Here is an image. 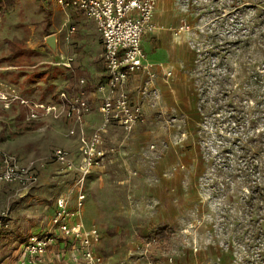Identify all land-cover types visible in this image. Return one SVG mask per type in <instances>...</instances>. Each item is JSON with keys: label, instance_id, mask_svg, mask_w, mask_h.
Wrapping results in <instances>:
<instances>
[{"label": "rangeland", "instance_id": "374dc122", "mask_svg": "<svg viewBox=\"0 0 264 264\" xmlns=\"http://www.w3.org/2000/svg\"><path fill=\"white\" fill-rule=\"evenodd\" d=\"M232 1L164 0L156 10L155 30L142 44L150 60L171 70L170 96L148 106V119L135 132L112 129L103 146L113 153L83 182L84 219L100 227L104 264H264V203L250 206L248 169L233 155L240 139L264 131V40L257 34L264 0ZM58 9L53 0H17L0 13V67L25 66L0 78L33 100L54 101L58 89L78 78L93 91L102 78L92 24L70 9L79 23L62 45ZM48 34L74 60L67 75L47 63L58 59L44 44ZM40 61L47 62L28 68ZM22 120L17 108H0V150L44 166L29 189L0 186V255L45 228L54 200L76 179L59 169L53 150L65 148L77 163V136L66 137L60 121L28 129ZM162 226L172 228L170 244L146 259L136 246Z\"/></svg>", "mask_w": 264, "mask_h": 264}, {"label": "built area", "instance_id": "2783aa9c", "mask_svg": "<svg viewBox=\"0 0 264 264\" xmlns=\"http://www.w3.org/2000/svg\"><path fill=\"white\" fill-rule=\"evenodd\" d=\"M162 0H53L64 12L70 9L82 13L93 22L99 33L104 63V79L96 87L99 96L98 110L100 123L86 135L81 128L91 106L86 93V80L78 78L73 86L60 89L57 101H36L22 94L20 88L0 79V108H17L24 122L44 119H64L80 126L78 132L79 160L76 163L72 153L64 148H55L53 158L64 173L76 175L74 185L55 199V209L50 217L51 230L31 233L22 242L18 264H48L46 254L49 247L60 239L72 245L68 264H104L98 251L101 240L100 227L83 220L86 195L83 189L85 177L99 168L105 158L113 153L103 146L110 128H119L129 134L144 125L148 119L146 106L157 107L161 94L157 80L167 82L172 72L161 62H150L142 48V38L155 30L154 12ZM64 40L68 43L76 31L74 25L64 24ZM57 38V35H56ZM57 55V39L56 53ZM73 59L61 56L50 62L72 71ZM11 67H6L10 69ZM143 75L144 79L135 88L128 87L129 78ZM175 121L171 117L166 122ZM76 134L70 128L67 135ZM150 147H153L151 145ZM44 164L35 160L20 161L14 155L0 150V185L13 184L26 190L38 182V172ZM5 216V215H4ZM155 239L146 238L136 246V251L146 259L151 253H159L154 248ZM60 259V255L57 254ZM171 263L172 258L168 257ZM151 264V262H148Z\"/></svg>", "mask_w": 264, "mask_h": 264}, {"label": "crops", "instance_id": "0c3cea01", "mask_svg": "<svg viewBox=\"0 0 264 264\" xmlns=\"http://www.w3.org/2000/svg\"><path fill=\"white\" fill-rule=\"evenodd\" d=\"M164 0H162L161 2H159V4L157 5V7H156V10H157V8H158V6L163 2ZM58 10H60L61 12H62V14H63V16H64V21H63V23H62V27L64 26V24H67V25H74L75 26V28H76V26H78V23L79 22H76L74 19H73V16H72V14L73 13H70L71 11L70 10H67V11H63V10H61L60 8L58 9ZM156 10H155V12H154V22H155V13H156ZM85 21H87V22H90L91 24H92V26H93V30H94V32L96 33V35H97V37H98V39H99V46H100V60H101V62H102V67H103V71H102V78H101V81L104 79V77H105V72H104V63H103V59H102V45H101V39H100V36H99V33L96 31V29H95V26H94V24H93V22L92 21H90V20H88V19H86L85 18ZM152 33V32H151ZM149 34V33H148ZM148 34H145L144 36H143V38L146 36V35H148ZM49 35V34H48ZM143 38H142V40H143ZM57 55H58V59H51V60H48V62L47 61H40L39 63H37V64H34V65H32V66H29L28 68H30V69H35L36 68V66L37 65H39L40 63H49V64H51L50 62H54V61H57V60H59L60 58H61V56H69V55H66V54H64L62 51H61V49H60V44L58 43V36H57ZM70 41V40H69ZM70 43V42H69ZM67 42L65 43L64 42V37H63V44L62 45H66L67 46ZM142 48H143V44H142ZM144 50V49H143ZM145 52V51H144ZM146 54V53H145ZM71 57V56H70ZM146 58H147V60L148 61H150V62H161V63H165L164 61H161V60H150L149 59V57H148V55L146 54ZM73 59V58H72ZM73 63H74V60H73V62H72V65H73ZM167 68H169L168 67V65H166V64H164ZM51 66L53 67V68H63L64 70H65V74L67 75V74H69V72H68V69H66V68H64V67H62V66H54V65H52L51 64ZM6 67H8V66H2V67H0V73H7V72H11V71H18V69H19V67H25V66H9V67H11L10 69H6ZM41 69H43V68H41ZM20 71V70H19ZM43 71V70H42ZM41 73V72H40ZM24 77V76H23ZM0 79H2V78H0ZM144 79V77H143V75H137V76H134V77H130L129 78V82H128V87L130 88V89H135L140 83H141V81ZM2 80H4V81H7L6 79H2ZM100 81V82H101ZM7 82H10V80H8ZM13 83V82H12ZM37 84H39V85H43L44 84V81L43 80H41V81H39V82H36ZM15 84V83H14ZM19 88H20V90H21V92H22V94L24 95V93H25V91H24V89L20 86V85H18V84H16ZM68 87V86H67ZM157 87H158V90L160 91V94H161V97H160V100H159V103H158V106L160 105V104H162V102H164L165 101V99H167L169 96H170V94H169V87H170V79H168V81L167 82H165V81H162V80H160V79H158L157 80ZM85 89H86V93H87V95H88V98H89V102H90V106H91V109H90V112L85 116V118H84V123H83V125L81 126V128L83 129V131H84V133L86 134V135H88L95 127L94 126H92V124H94L95 123V125L97 126L99 123H100V121H101V114L99 113V110H98V105H99V96H98V94H96V89H94L93 91H91L90 90V86L88 85V83H86V87H85ZM60 89H58L57 90V92H56V99L54 100V101H45V102H55V101H57V93H58V91H59ZM25 96H26V94H25ZM26 97H28V98H30L29 96H26ZM32 99V98H31ZM36 101H39V100H36ZM157 106V107H158ZM155 108V107H154ZM151 111V109L150 108H148V106H146V113H147V117L149 116V112ZM20 114V113H19ZM53 121H60V122H62L64 125H65V127H66V130H67V132L66 133H68V130L70 129V128H75L76 129V136H78V130H79V128H80V126H78V125H75L73 122H70V121H68V120H64V119H58V120H53V119H44V120H42V121H33V122H35V123H41V122H53ZM22 122L23 123H28V122H24L23 120H22ZM94 127V128H93ZM112 129H114V128H110L109 130H108V132L106 133V135L105 136H107L108 134H109V132L112 130ZM115 129H119V128H115ZM90 130V131H89ZM120 130V129H119ZM88 131H89V133H88ZM136 131V130H135ZM135 131H133V132H135ZM67 135V134H66ZM66 137H71V136H66ZM77 144H78V139H77ZM65 149V148H64ZM41 171H42V168L39 170V172H38V178H39V176H40V174H41ZM69 174H73V173H69ZM3 185H11V186H16V185H13V184H3ZM1 186V185H0ZM68 191V190H67ZM65 193V192H64ZM64 193H62V194H64ZM85 205V204H84ZM54 209H55V200H54V203H53V205H52V213H51V215L53 214V212H54ZM83 213H84V209H83ZM83 220H84V222L86 223V224H89V223H92V222H94L93 220H91V221H87V220H85L84 219V214H83ZM95 223V222H94ZM97 224V223H96ZM52 226H51V222H50V219H49V221H48V223L46 224V226H45V228H43V229H36L35 231H33V232H31V233H43V232H48V231H50L52 228H51ZM30 233V234H31ZM28 237V236H27ZM26 237V238H27ZM21 245H22V243L19 245V247H18V249H16L15 251H13L12 252V254L11 255H7V254H4V255H0V264H18V260H19V258H20V253H21ZM71 247H72V245L70 244V242L68 241H63V240H59L58 242H56L55 244H52L50 247H49V249H48V252H47V254H46V256H45V258H46V261L48 262V264H68V260H69V258H70V256H71V254L73 253V251H72V249H71ZM98 251H99V245H98ZM9 252V251H8ZM57 254L58 255H60V259H58L57 258Z\"/></svg>", "mask_w": 264, "mask_h": 264}, {"label": "trees", "instance_id": "16d2710c", "mask_svg": "<svg viewBox=\"0 0 264 264\" xmlns=\"http://www.w3.org/2000/svg\"><path fill=\"white\" fill-rule=\"evenodd\" d=\"M17 0H0V13L9 12L15 5ZM241 0L232 1V5ZM259 38L264 40V26L257 33ZM219 81V80H218ZM260 124L264 126V114L260 116ZM258 121V120H257ZM253 123V122H252ZM253 125V124H252ZM38 127V123L28 122L26 128L35 129ZM240 146L237 150V154L242 158L243 164L248 169V173L245 174V178L248 182L247 197L249 201H253L250 205L254 209L259 203H264V131H253L246 138L239 140ZM231 172L235 170V165L230 168ZM172 234V228L168 226H162L156 229L152 236L146 239H155L154 248L161 251L166 249L170 244Z\"/></svg>", "mask_w": 264, "mask_h": 264}, {"label": "water", "instance_id": "95a60500", "mask_svg": "<svg viewBox=\"0 0 264 264\" xmlns=\"http://www.w3.org/2000/svg\"><path fill=\"white\" fill-rule=\"evenodd\" d=\"M44 44L52 53H56V34L45 36Z\"/></svg>", "mask_w": 264, "mask_h": 264}]
</instances>
